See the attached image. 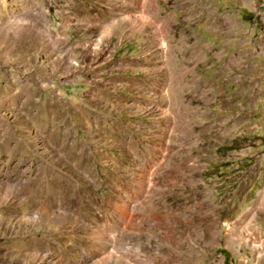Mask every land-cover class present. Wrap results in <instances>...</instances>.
I'll return each mask as SVG.
<instances>
[{
  "label": "rangeland",
  "instance_id": "rangeland-1",
  "mask_svg": "<svg viewBox=\"0 0 264 264\" xmlns=\"http://www.w3.org/2000/svg\"><path fill=\"white\" fill-rule=\"evenodd\" d=\"M0 126V264H264V0H0Z\"/></svg>",
  "mask_w": 264,
  "mask_h": 264
},
{
  "label": "bare ground",
  "instance_id": "bare-ground-1",
  "mask_svg": "<svg viewBox=\"0 0 264 264\" xmlns=\"http://www.w3.org/2000/svg\"><path fill=\"white\" fill-rule=\"evenodd\" d=\"M103 13V12H102ZM99 14V13H98ZM106 15H109V14H106ZM101 17V16H100ZM100 17H99V19H100ZM106 17H108V16H106ZM102 18V17H101ZM114 20V19H113ZM98 21V20H97ZM103 21V20H102ZM110 21V20H109ZM101 24H103L102 22H100ZM106 23V22H105ZM99 25V24H98ZM105 26V25H104ZM106 30V29H105ZM102 31H104V30H102ZM112 31V30H111ZM111 31H109V32H111ZM111 35V34H110ZM107 36H109V35H107ZM117 97V96H116ZM120 98V97H119ZM6 102H7V98H5L4 99ZM163 100V99H162ZM165 100V99H164ZM164 117H165V119H168V117L167 116H165L164 115ZM164 119V120H165ZM165 121H167V120H165ZM99 129V128H98ZM120 135L121 136H123V134L122 133H120ZM126 137V136H125ZM127 138V137H126ZM128 140H129V138H127ZM9 142H10V136L8 135V132L3 128V127H1L0 126V143H4V144H9ZM75 145H73V149L72 148H70L71 150H73V152H74V149H75V147H74ZM168 150H172L171 148H170V146H167L166 145V148L164 149V151L166 152V153H168L169 151ZM164 152V153H165ZM147 153H148V159H149V166H147V163L146 164H144V167H148L147 168V170L145 171V173H143L142 174V178L143 179H146V178H150L151 179V181H152V183L155 185V186H157V187H162L163 188V186H165L164 184H166V183H170V182H174V179L170 176L171 175V173L174 171H171V170H166V164L169 162L168 160H169V158H168V156H165V157H163V155H164V153H163V155H161L160 156V153H158V152H155V151H153V150H151V151H147ZM170 153H172V152H170ZM160 157H163L165 160H167L166 161V163L164 162V161H162V160H160ZM147 159V158H146ZM145 162V161H144ZM164 164V165H163ZM178 168V167H177ZM174 175V174H173ZM177 178V177H176ZM149 179V180H150ZM179 179H181V178H179ZM147 191L148 192H150V190L147 188ZM256 208V207H255ZM199 224V223H198ZM197 224V225H198ZM182 238V237H181ZM174 248V247H173Z\"/></svg>",
  "mask_w": 264,
  "mask_h": 264
},
{
  "label": "crops",
  "instance_id": "crops-1",
  "mask_svg": "<svg viewBox=\"0 0 264 264\" xmlns=\"http://www.w3.org/2000/svg\"><path fill=\"white\" fill-rule=\"evenodd\" d=\"M107 19L109 18V16L108 17H106ZM106 19V20H107ZM103 20V21H102ZM106 20H104L103 18H101L100 17V19L98 18V21H96V22H94V24L92 25V26H89L88 28H90L89 29V31H90V33L91 32H94V33H96V32H101L102 34L106 31L105 29H108L109 28V24H108V22L106 21ZM100 22H102L103 24H101ZM106 22V23H105ZM99 24V25H98ZM105 25V26H104ZM94 30V31H93ZM102 30H104V31H102Z\"/></svg>",
  "mask_w": 264,
  "mask_h": 264
}]
</instances>
